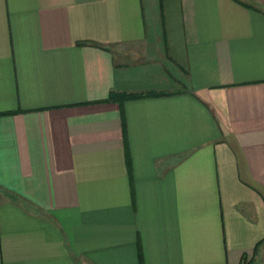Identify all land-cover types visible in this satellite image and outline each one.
<instances>
[{
	"label": "crops",
	"instance_id": "crops-1",
	"mask_svg": "<svg viewBox=\"0 0 264 264\" xmlns=\"http://www.w3.org/2000/svg\"><path fill=\"white\" fill-rule=\"evenodd\" d=\"M0 264H264V0H0Z\"/></svg>",
	"mask_w": 264,
	"mask_h": 264
}]
</instances>
